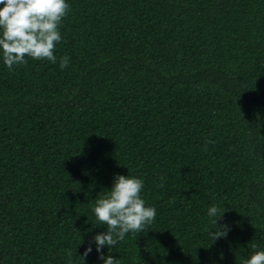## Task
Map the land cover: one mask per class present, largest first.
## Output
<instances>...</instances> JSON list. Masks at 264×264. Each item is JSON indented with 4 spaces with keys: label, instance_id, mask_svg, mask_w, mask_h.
<instances>
[{
    "label": "trees",
    "instance_id": "trees-1",
    "mask_svg": "<svg viewBox=\"0 0 264 264\" xmlns=\"http://www.w3.org/2000/svg\"><path fill=\"white\" fill-rule=\"evenodd\" d=\"M66 2L56 63L10 71L0 51V264H83L90 245L86 264H104L93 208L116 175L142 179L157 215L105 257L264 251V0ZM213 219L230 229L214 243Z\"/></svg>",
    "mask_w": 264,
    "mask_h": 264
},
{
    "label": "clouds",
    "instance_id": "clouds-1",
    "mask_svg": "<svg viewBox=\"0 0 264 264\" xmlns=\"http://www.w3.org/2000/svg\"><path fill=\"white\" fill-rule=\"evenodd\" d=\"M0 6V51L7 68L11 71L16 65L27 66L26 58L56 63V45L62 41L60 25L70 11L66 0H0ZM69 63L68 56L60 57L61 69H66ZM143 189L142 179L116 175L111 190L96 199L93 208L96 220L107 228L94 236L93 241L104 264H121L112 255L102 254L105 247H114L126 234L141 232L154 222L157 212L154 207L145 205L141 198ZM219 212L220 208L213 205L208 209V216L216 217ZM219 220H212L218 230L208 232L213 243L225 239L230 231L227 225L218 226ZM252 246L255 248V244ZM92 251L90 245L80 256L83 264ZM67 256L68 264H72V252L68 251ZM245 264H264V251L254 252Z\"/></svg>",
    "mask_w": 264,
    "mask_h": 264
}]
</instances>
